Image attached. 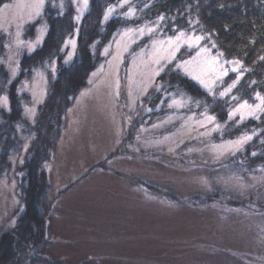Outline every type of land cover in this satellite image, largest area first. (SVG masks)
Segmentation results:
<instances>
[{
    "label": "rangeland",
    "instance_id": "374dc122",
    "mask_svg": "<svg viewBox=\"0 0 264 264\" xmlns=\"http://www.w3.org/2000/svg\"><path fill=\"white\" fill-rule=\"evenodd\" d=\"M94 1L90 0L89 11L79 25L85 23ZM135 1L131 0V4L135 5ZM70 4L71 0H63L61 9L60 0H46L41 16L34 20L18 21L14 13L0 18L3 94L8 95L9 87L23 77V58L37 52L48 38L49 12L63 15ZM126 8H117L109 21ZM43 24L48 31L41 47L33 52L16 47L17 30L21 40L34 41ZM71 38L76 39L77 49L67 66L79 56L80 31ZM145 40L147 36L132 49L138 50ZM99 44H93L94 50ZM111 51L115 52V45ZM10 58L19 62L14 78ZM111 59V55H104V71L90 78L93 83L68 115L53 160L45 168L50 188L39 179L40 209L48 202L53 207L52 217L45 244L24 260L28 259L27 264H264V171L241 175L242 168L236 162L253 139L235 156L227 152L217 159L211 146L219 144L213 139L219 132L200 135L204 129L187 121L189 116L199 119L200 115L170 108L164 116L150 113L155 118L143 121L142 100L155 88L159 77L146 95L141 94L137 85L141 70L132 65L130 54L124 53L118 66L117 96L116 67L108 64ZM226 67L229 72L224 82L236 73L231 71V65ZM58 73L56 60L55 75L50 69L45 73L47 85L42 97L32 95L36 71L20 83L24 104L35 106L36 114L32 117L24 113L26 122L16 126L14 136L19 146L9 156L4 154V147L0 148V243L28 211L26 193L32 184L26 171L33 162L31 135L35 134L39 109L47 103ZM2 110L7 109L0 107ZM11 110L10 105L8 112ZM169 117L171 122L153 127ZM186 121L192 127H184ZM214 193L221 195L224 202H208L205 196ZM229 200H238L241 205L232 206ZM2 254L1 251L0 260Z\"/></svg>",
    "mask_w": 264,
    "mask_h": 264
},
{
    "label": "trees",
    "instance_id": "16d2710c",
    "mask_svg": "<svg viewBox=\"0 0 264 264\" xmlns=\"http://www.w3.org/2000/svg\"><path fill=\"white\" fill-rule=\"evenodd\" d=\"M115 2L116 0H95L93 10L83 25L74 21L77 13L72 4L66 7L63 15L56 14L55 16L53 11H50L51 25L48 38L37 52L23 58V77L12 84L7 91L12 110L11 112L0 111V148L4 147L6 157L10 155V151L19 146L14 138L17 134L16 126L21 122H26L24 113L28 104H24V99L20 96V83L30 77L34 71L44 68L45 62H50L52 59L57 60L58 78L53 84V91L47 103L39 109L35 134L31 135L33 162L29 163L26 171L30 174L29 179L32 184L26 193L28 211L26 216L21 218L18 226L0 243V252L4 253L0 264H27L28 259L24 260L26 255L36 249H41L45 244L53 207L46 202L45 208L40 209L39 179H43V184L47 189L50 188L48 186L49 175L45 168L48 162L53 160L54 150L66 128L70 111L88 87V81L92 77L91 73L103 64L104 53L102 51L107 44L112 42V37L118 29L125 26L138 27L164 15L165 20L160 25V30L165 35H173L171 29L187 31L190 27L189 20H198L199 22L192 26L196 34L210 36L216 48L224 53V59H237L242 65L240 71L243 74L232 94L238 96L241 101L248 100L249 103L257 102L254 100L257 92L264 95V60L260 59L264 56V0H136L135 19H125L119 16L105 23L103 21L104 11ZM145 4L148 7H144ZM77 27L80 28L79 56L71 66H67L63 62L64 55L60 49L66 39L76 35ZM202 42L207 44L208 40L205 39ZM95 43H100L97 50L93 47ZM215 50L213 49V52ZM182 52L185 58L195 55V50L186 53L184 49ZM237 75L238 73H235L227 78L225 85ZM253 81H255L254 84ZM158 85H163L167 93L175 92L179 87L182 92L194 99L206 101L209 113L215 115L217 121L225 125L222 135L219 132L213 137L217 143L235 140L245 133L251 135L252 131L256 130L258 135L254 136L252 142L236 157V162L240 163L239 167L242 168L241 175L257 173L258 170L264 169V115L259 120L251 119L241 123H237L235 119L230 120L227 113L235 106L236 101H229L228 98L213 100L195 82L178 71L167 72L166 70V74L163 73L159 77L155 88L142 100L140 107L144 114L143 121L150 116L153 119L154 116L160 117L170 113V108L161 104L167 93L156 91ZM1 90L0 95H3ZM26 97L30 101V97ZM147 108L153 109L150 113L154 116L146 111ZM201 110L202 108L198 109L193 105L190 108H184L182 112L200 115ZM13 126H15L14 129ZM253 152L256 153L255 156L252 155ZM24 177V179L28 177L26 173ZM205 198L210 203L225 200L217 193L208 194ZM228 204L241 205L238 200H229Z\"/></svg>",
    "mask_w": 264,
    "mask_h": 264
},
{
    "label": "snow or ice",
    "instance_id": "6c2138e0",
    "mask_svg": "<svg viewBox=\"0 0 264 264\" xmlns=\"http://www.w3.org/2000/svg\"><path fill=\"white\" fill-rule=\"evenodd\" d=\"M46 0H16L13 3L4 2L0 0V18H4L5 13H14V18L18 21L34 20L41 16ZM71 3L75 5L76 15L74 21L79 24L85 15L89 11L90 0H71ZM63 0H60L59 7L63 9ZM123 13L117 14L125 19L136 18V6L131 4V0H117L115 5H110L106 8L103 14V21L108 22L110 18L114 17V13L117 12V8H125ZM144 7H148L147 4ZM62 14V12H61ZM165 20L164 15H160L153 22H146L138 27L125 26L122 29H118L112 37V42L104 47V55L107 57L112 56V59L108 61L110 67H116V95H119L120 79L118 66L123 62L122 56L124 53H129L131 56V63L135 68L140 69L141 79L137 82L141 94H147L148 88L151 87L155 79L160 77L162 73L166 74L173 70L178 71L184 77L195 82L205 93L213 98H228L229 101H236L227 113L230 120L235 119L237 123L243 122L246 118H252L259 120L261 115H264V95L259 92L255 94L254 100L256 103H249L248 100L241 101L238 96L233 95L232 91L236 87L240 76L243 74L240 69L242 65L237 59L227 60L224 59V53L216 48L211 37L205 35H198L194 27L195 23L199 21L189 20V29H171L173 35H165L160 30V25ZM17 24V29H19ZM48 26L46 24L41 25L39 28V35L36 39L24 41L20 39V31L16 32V47H26L29 52L36 51L42 46L44 37L47 35ZM80 29L77 27L75 33L78 35ZM153 33H156L153 36ZM148 37L144 44L138 46V50L132 49V45L136 44L138 40ZM208 40L207 44H202L201 41ZM113 45H115V52H112ZM147 46V47H146ZM93 47H95L93 45ZM70 51H65L69 49ZM184 48L187 52L195 49V55H189L185 58V54H181V49ZM77 42L76 39H66L63 42V46L60 51L64 52V64L68 65L73 61V57L76 54ZM213 49H216L213 52ZM264 60V56L260 57ZM115 62V65L113 64ZM11 75L14 78L19 71V62H13L9 59ZM226 65H231V71L238 73L237 77L230 83L225 85L224 77L228 75L229 69ZM170 66V67H169ZM50 69L53 76L56 73V60L52 59L50 62L44 63L43 70H36V79L32 85V95L35 98L37 95L42 97L45 94V86L47 85L46 71ZM104 71V65H101L97 71L91 73L92 77H97ZM247 71V69H245ZM88 83H93V80H89ZM253 84L255 81L252 82ZM25 87L28 86V82H24ZM219 86V91L217 88ZM156 91L167 93V90L163 85L156 86ZM81 95H84L82 93ZM132 93L129 92V97ZM161 104L173 108L179 111L180 109L190 108L195 106L201 109L200 118L196 119L195 115L189 116L187 121H193L200 128L204 129L200 135H209L211 132H220L222 135V129L225 125L219 123L215 115L210 114L207 107V102H202L199 99H194L187 93L182 92L177 87L175 92L167 93L165 99L161 101ZM0 107L10 110V100L7 94L0 95ZM147 112H152V108H147ZM25 113L30 114L32 117L36 114L35 106L25 107ZM172 117H169L167 121H161L159 125H153V127H160L162 124L171 122ZM185 122L184 127H192L191 124ZM211 126V127H209ZM258 135L256 130L252 131V134L247 133L237 137L235 140L223 141L219 144H212V151L217 159L222 157L225 153L230 152L233 156L237 152L242 151L243 146ZM139 139V138H137ZM168 137H165L167 140ZM158 143H162L158 142ZM256 155L255 152L252 153ZM264 171V169H261Z\"/></svg>",
    "mask_w": 264,
    "mask_h": 264
}]
</instances>
